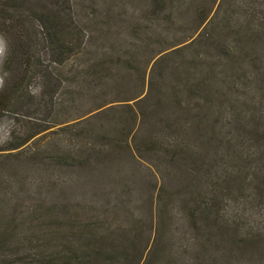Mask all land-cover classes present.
Segmentation results:
<instances>
[{
  "label": "trees",
  "instance_id": "1",
  "mask_svg": "<svg viewBox=\"0 0 264 264\" xmlns=\"http://www.w3.org/2000/svg\"><path fill=\"white\" fill-rule=\"evenodd\" d=\"M161 2L165 12L170 1ZM179 3L183 14L194 12L196 28L177 44L151 52L156 58L167 50L151 64L147 90L153 57L143 67L134 66L131 87L136 93L126 99L136 100L133 105L108 108L110 102L102 103L87 108L77 121L65 118L46 126L35 122L38 114L58 116L77 104L75 69L97 83L85 81L92 91L101 82L109 88L116 65L132 68L136 59L88 58L75 66L71 60L86 52L88 32L72 27L69 1L50 8L0 0V34L7 42L0 121L13 119L0 146V264H264V220L259 216L264 209V0ZM116 106L126 107L121 116L129 119L120 129L113 123L85 127L78 134L84 150L57 144L24 156L53 126L61 125L50 130L54 134L94 125ZM128 137L134 146L126 140L124 148L142 155L132 159L146 168L153 184L157 235L152 246L148 240L145 244L144 218L131 226L128 220L117 224L123 219L118 212L98 220L93 201L82 203L63 193L50 198L15 194L24 180L22 161L28 167L46 159V167L96 168L106 151L101 145L117 148ZM156 164L163 167L161 175ZM171 215L190 232L185 231L179 246ZM50 236L60 243L53 244ZM29 244L44 248L45 254L22 256ZM168 250H178L184 261L171 258Z\"/></svg>",
  "mask_w": 264,
  "mask_h": 264
},
{
  "label": "rangeland",
  "instance_id": "2",
  "mask_svg": "<svg viewBox=\"0 0 264 264\" xmlns=\"http://www.w3.org/2000/svg\"><path fill=\"white\" fill-rule=\"evenodd\" d=\"M68 1L73 8V16L71 19L72 27L76 29L83 27L88 32V37L84 39V44H87L84 45L87 48L86 52L73 56L71 64L76 66L82 62L85 63L88 58H95L97 61L108 59L115 61L121 57L124 58V56V60L134 58L136 61L132 68L131 65L128 68L126 65H116L117 74L115 80L111 82V86L107 88L101 82L100 86L92 91L86 85L93 86L97 85V83H89L85 71L75 69L73 73L78 75L79 85V87H75V91L80 90L76 95L77 104L75 103L71 107L63 108L58 116H46L43 113L38 114V119L35 122H42L46 126L56 121L63 122L65 118L69 121H77L80 117L79 115L81 113L83 114L87 108L95 107L102 103L110 102L106 106L108 108L123 103L133 105L136 100L129 101L126 99H130L136 93L133 87H131L134 81L133 74L136 72V67L134 66L139 68L143 67L153 57L151 52L158 50L161 46L177 44L179 41H182V38L186 39L190 37V34L196 28L195 24H193L194 12L192 14H183V12H180L179 0H168L170 2L165 12L161 11V0H26L33 7L39 5L42 7L49 6L50 8L60 4L64 6ZM200 30L197 31L193 39L199 34ZM152 38L154 40H151ZM148 43L149 47L146 46ZM88 51L90 52L87 53ZM165 52L167 50L159 56L164 55ZM6 53L7 42L5 37L0 34V88L4 82L2 67ZM156 58L153 57L147 67L144 85L145 90L148 88L151 64L156 61ZM170 63L174 64V61ZM122 70L126 71L124 72ZM85 81H87V84ZM61 96L68 98L65 92H61ZM260 104L262 105V102ZM124 110H126V107L116 106V108H113L110 112L102 116V120L95 122L94 125H80L78 128L75 127L66 131L55 132L54 134L50 130L54 129L57 131L61 125L53 126V128L44 132V137L33 146L32 150H25L23 152L24 156H33L34 150L38 152L39 149L42 150V148L44 149L53 145L57 146V144L64 146L67 150H84L86 146L85 140L82 139L81 141L78 134L83 132L85 127L99 128L100 124H106L108 126L109 123H113L117 129H120L121 122L129 119L126 116H121V112ZM126 124L128 125L127 121ZM12 125L13 119L10 116L0 121V146L8 138ZM145 132L146 128L143 129L142 135ZM123 137L125 136L119 135L118 139H122ZM126 140L134 146V143L129 137L124 142H120L121 144L119 143L117 148L108 145L103 147L101 145L100 148H104L106 151L100 154V156L104 157L97 164L99 167L96 168L78 169L67 166L46 167L45 164L48 162L46 159L42 160L44 162L37 160L36 164H34L35 167H33L34 165L28 167L26 162L22 161L23 171L21 177L24 180L17 185L20 189L15 194H20L22 197L47 195L50 198V196L62 197L63 193L64 196H68L69 194V196L75 197L77 201L82 203L85 201H93L98 207L94 212L98 213V220H106V217L109 220L115 217V212H118L117 216L123 219L117 224L128 220L129 222L126 225L131 226V224H134L133 220L136 218H144L145 244H147V240L150 242L149 244L151 242L154 243L157 235L155 232L157 221L156 219L154 220L157 203L155 199L152 200V192H154L152 191L153 184L151 188L146 168L139 167L132 159V156L142 155L136 154L135 148L134 152L130 148H124L127 142ZM90 142L93 143L94 141L91 140ZM145 163L147 165L148 161H145ZM18 164L16 162V165ZM149 164L151 165L152 163ZM154 169L157 171L163 170V167L156 164ZM157 174L161 175L159 171ZM27 178L28 184L25 181ZM259 216L264 220V209L260 211ZM169 220H171L172 232L175 234L173 236L175 243L179 246L185 231L190 236L189 229L185 227L184 231L185 225L181 218H176L171 215ZM50 222L51 219L47 223ZM48 238H50L53 244L58 245L60 243L58 239L56 240L51 236ZM23 250L22 256L24 254H34V256H37L39 253L45 254L44 248L35 246L34 244L27 245ZM170 250L166 251L167 255L178 260L179 263L184 261L181 255L178 254V250L176 252H171ZM146 255L147 253L145 252ZM166 261L165 258L161 260L162 263H166Z\"/></svg>",
  "mask_w": 264,
  "mask_h": 264
}]
</instances>
